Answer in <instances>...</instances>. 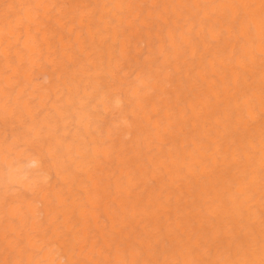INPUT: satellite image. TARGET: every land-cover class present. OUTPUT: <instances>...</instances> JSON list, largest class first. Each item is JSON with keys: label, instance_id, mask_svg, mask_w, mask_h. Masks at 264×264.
<instances>
[{"label": "bare ground", "instance_id": "6f19581e", "mask_svg": "<svg viewBox=\"0 0 264 264\" xmlns=\"http://www.w3.org/2000/svg\"><path fill=\"white\" fill-rule=\"evenodd\" d=\"M0 264H264V0H0Z\"/></svg>", "mask_w": 264, "mask_h": 264}]
</instances>
